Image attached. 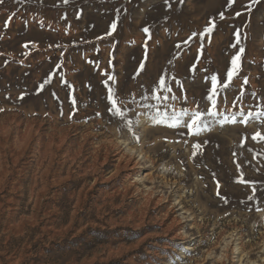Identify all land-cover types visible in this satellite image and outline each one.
I'll use <instances>...</instances> for the list:
<instances>
[{
    "label": "rangeland",
    "instance_id": "obj_1",
    "mask_svg": "<svg viewBox=\"0 0 264 264\" xmlns=\"http://www.w3.org/2000/svg\"><path fill=\"white\" fill-rule=\"evenodd\" d=\"M259 113L264 0H3L0 264H264Z\"/></svg>",
    "mask_w": 264,
    "mask_h": 264
},
{
    "label": "snow or ice",
    "instance_id": "obj_2",
    "mask_svg": "<svg viewBox=\"0 0 264 264\" xmlns=\"http://www.w3.org/2000/svg\"><path fill=\"white\" fill-rule=\"evenodd\" d=\"M3 0H0V3H2ZM66 2V0H65ZM167 2V0H166ZM231 3H234L235 0H230ZM239 15V13H238ZM221 18H223V13H221ZM212 22L210 21V24ZM114 27V26H113ZM214 27V25H213ZM212 30L211 27L206 28L205 32L210 33ZM144 31L147 33L148 29L145 28ZM196 33H193L192 36H196ZM203 35V34H201ZM191 39V37L189 38ZM244 49L241 48L239 50V53H243ZM239 54H237V56L233 57L232 59V68L228 70L227 72V82L223 83L222 87L223 88H227L229 86V83L232 81L234 75L238 74L239 72ZM212 83H213V95L216 94L215 90H216V86H217V77L213 76L212 77ZM245 84L248 83L247 79H245L244 81ZM160 85L163 87L165 85V81L163 79L160 80ZM41 87H43V85H41ZM170 91V89H168ZM108 100L111 103V109L110 111L113 112V115H122V108L120 107V105H124L126 103V100L122 97H120L114 90L110 89L109 93H108ZM157 99H159L160 97L157 96ZM176 97H173V99H175ZM164 100H167L168 97H163ZM209 100L212 101V108L208 109V115L211 117H216L219 113L216 110V101L213 99V96H209L208 97ZM188 112L185 111L183 113H181L180 115H177L176 113H173V115L169 118V120L167 122L165 121H157V123H166V126L168 127H180L182 124L188 128V130L193 134V135H199L201 132L206 131L209 129L210 125L207 124L203 119V113L200 111L194 112L192 113V115L189 117V121L190 122H186L182 120V116H187ZM258 116H264V113H259ZM243 117V114H242ZM130 123V122H129ZM225 123H232L235 124L236 120L233 117L231 120H229L228 117H224L223 121L220 123V126L223 127ZM240 123L242 124H246L247 121L244 120L243 118L241 119ZM257 137H260L261 140H264V135H261V133L257 132L252 139L256 140ZM198 147V146H197Z\"/></svg>",
    "mask_w": 264,
    "mask_h": 264
},
{
    "label": "bare ground",
    "instance_id": "obj_3",
    "mask_svg": "<svg viewBox=\"0 0 264 264\" xmlns=\"http://www.w3.org/2000/svg\"><path fill=\"white\" fill-rule=\"evenodd\" d=\"M131 171H129V173H130Z\"/></svg>",
    "mask_w": 264,
    "mask_h": 264
}]
</instances>
